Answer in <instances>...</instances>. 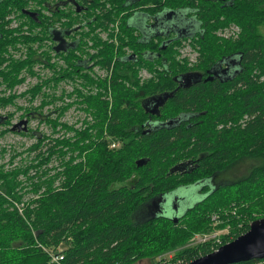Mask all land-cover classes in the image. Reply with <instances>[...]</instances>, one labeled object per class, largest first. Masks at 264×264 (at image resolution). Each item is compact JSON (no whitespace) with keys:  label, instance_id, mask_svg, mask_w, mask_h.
Segmentation results:
<instances>
[{"label":"trees","instance_id":"trees-1","mask_svg":"<svg viewBox=\"0 0 264 264\" xmlns=\"http://www.w3.org/2000/svg\"><path fill=\"white\" fill-rule=\"evenodd\" d=\"M111 2L101 9L95 0L76 7L63 0L54 7L48 0H0V110L15 98L2 96L3 89L23 83L21 72L38 77L35 67L43 63L32 46L19 54L21 45L47 39L66 66L57 69L51 54L43 52L44 66L55 68L54 76L29 91L35 98L51 82L71 79L79 84L73 91L77 109L86 114L77 129L47 116L53 135L25 150L34 153L31 164L15 165L18 152L9 164H0V264H58L52 254L63 256L59 264H133L169 253L188 264L214 252L213 242L188 245L194 236L229 228L223 246L264 219V36L259 30L264 0ZM169 12L189 33L167 42L158 32L145 36L129 24L136 13L148 20ZM11 16L24 24L11 27ZM116 23L119 45L99 40V29L114 38ZM232 25L241 30L237 39L217 36ZM35 27L41 30L35 33ZM187 40L198 50L194 66L178 60ZM97 67L103 76L95 74ZM142 69L152 77L143 80ZM218 70L226 77L214 78ZM196 74L199 82L179 86L180 79ZM165 95L156 112L155 99ZM68 96L65 91L53 96L52 103L63 101L55 113L73 106L64 102ZM7 151L1 149L0 157ZM245 159L262 164L243 179L208 184L205 197L178 223L157 213L140 215L151 200L216 180ZM181 165L184 170L171 174ZM239 264H264V259Z\"/></svg>","mask_w":264,"mask_h":264},{"label":"rangeland","instance_id":"rangeland-1","mask_svg":"<svg viewBox=\"0 0 264 264\" xmlns=\"http://www.w3.org/2000/svg\"><path fill=\"white\" fill-rule=\"evenodd\" d=\"M33 0H30V2H32ZM64 1V0H63ZM67 1V0H66ZM74 3H78V4H82L84 0H71ZM88 2L91 0H87ZM97 4H101V9H102V3H104L105 1L107 2L108 5H110L112 7V2L111 0H95ZM58 1L53 0L50 2V6L54 7L55 4ZM68 3H70V0L67 1ZM32 4V3H30ZM35 5L32 6H28V9L33 8ZM69 7H72L71 5H69ZM41 8V7H40ZM98 9H95V13L92 17V19H95L98 15ZM99 12H101V10L99 9ZM46 14H48L47 12H45ZM49 15V14H48ZM85 16V15H83ZM146 16L142 13H136L130 20H129V24L135 28H137L139 30V21L140 20H144ZM11 20V27H16L19 24L23 23L24 24V20H19L17 17L15 16H11L10 17ZM59 25V24H58ZM119 23L115 24V29H116V33L114 38H111L106 31H103L101 29H99V40H103L106 41L108 39H112L115 40L116 45L118 46L119 43L117 41L118 39V31L119 27H118ZM29 25L27 24L24 27V31L28 30ZM238 27V26H236ZM37 28V29H36ZM36 29V30H35ZM229 29L226 28L224 29L227 30ZM33 30H35V33H38L41 28L35 27ZM260 33L264 36V25L260 27ZM223 30L222 31H218L217 32V36L220 39L223 40H233V39H227L223 36ZM241 33V30H240ZM51 44V42L47 39H45L42 43L41 42H35L33 44L30 45H21V47L23 48V51L20 52L19 54H25V52L27 51L28 47L32 46L33 49L35 51H37L38 53V57L40 60L43 61V63L38 64L35 67V71L38 73V77H33L31 74H29L28 72H21L19 75V79H25L23 83H21L18 87H16L14 90H4L3 89V93L1 94L2 96H13L15 95V98L13 99L14 103L11 104L9 107L5 108V109H1L0 110V115L1 117H3V120H0V133L3 132L6 128L10 129V132L6 133V134H0V150L3 148L8 149V151L6 152V154L2 157H0V164H9L11 155L18 152L21 153L20 157L18 156L16 158V162L15 165L19 166V165H30L31 160L33 158L34 153L29 154L27 151L25 152V150H27L29 147L33 146L35 143H37L39 140L43 139L44 135H53V128L52 126L49 124L48 120H44L46 119V117L48 116V118L50 120H55L57 121L58 119V123H65L68 124L69 127H73L74 129L80 128L82 127L81 125V121L85 119V111L84 110H79L77 109L78 104L76 103V96H75V92L73 93V91L77 88H79V84L75 81H72L71 79L65 80V81H61L58 85H56V83L51 82V84L44 88L40 94L38 96H36L35 98H33L31 91H29V89H31L32 87H34L36 84H40L42 82V80H47L50 79L54 76V71L55 68L52 67H48V66H44V63H46L45 61V57L41 56V54L45 51H48L51 56V63L55 64V67L57 69L61 68V67H65L66 63L63 59L57 57L55 55V53L49 48V45ZM40 45H42V47H40ZM13 49V47H11L9 50L11 51ZM89 50H92V48H89ZM18 54V55H19ZM197 55V60L195 63H191L190 62V58L191 56H196ZM21 56V55H19ZM178 60L180 61H185L188 62V64L190 66H194L197 61H198V50H196V47L193 46L191 44V41L187 40L184 41L181 48H179V57ZM95 74L98 76H103V73L99 70V68H95L94 70ZM140 77L143 78V80H147L149 78L152 77V75L150 74V72L147 71V69H142L140 71ZM264 80V78H263ZM4 86V84L2 85ZM65 91L66 93L69 94V96L66 98V100L64 102L73 104V106L67 111L65 112L63 115H59V112L55 113V108L56 106L60 107L63 105V101H59V103L54 104L52 103V98L53 96H60L62 94V92ZM36 108V109H35ZM26 110H31V115L27 116L26 114L29 111ZM33 112H35V114H33ZM61 117V118H59ZM86 118H89V116H87ZM22 120H27L28 121V125H27V130L26 131H12V128L20 121ZM9 121V123H7ZM83 123V122H82ZM62 128V126H61ZM60 129V126L56 129V131H58ZM64 130V129H63ZM20 133H25V134H20ZM58 133H64L62 130L59 132H56L55 134ZM61 135V134H58ZM55 164V166H57L56 161L53 163ZM53 164L51 163V166H53ZM262 164L261 162H256L254 160L251 159H245L241 162H239L236 165H233L230 169L227 170V172L219 175V179H221V181H217L216 185L219 184V186H223V184H229L232 183L236 180L239 179H243L244 177H246L247 175H249V173L254 169V167L256 165ZM218 180V179H216ZM214 185V183H213ZM212 185V187H213ZM177 194L180 197H185L186 200L184 202H182L180 204L179 207V211L178 214L179 215H183L189 208L193 207L195 204H197L198 202L201 201V199H203L205 196L200 195L196 192V189H184L182 187L178 188L177 190H175L174 192L171 193V197L173 198V196ZM207 197V196H206ZM172 200H169L168 202V207L166 208V211L170 216L174 215L176 213V209L173 206L172 207ZM140 215L143 218H146L149 216V210H144L143 212L141 211ZM139 220V217H136V221ZM229 233V228L228 229H222V228H215L213 229V231L210 232H206L203 234H199L197 236H194L188 245L191 246H197L202 244L201 243V239L206 236L207 240L208 239H214L216 236L219 240L222 241V237L224 235H227ZM163 258V260H161ZM175 258V254L174 253H169L166 255H163L161 258L158 257H146L144 258V260H139L134 262L133 264H181V261L175 262L174 260Z\"/></svg>","mask_w":264,"mask_h":264},{"label":"water","instance_id":"water-1","mask_svg":"<svg viewBox=\"0 0 264 264\" xmlns=\"http://www.w3.org/2000/svg\"><path fill=\"white\" fill-rule=\"evenodd\" d=\"M24 13L31 18L37 17V14L34 12L24 11ZM173 15V12L167 13L169 19L173 18ZM159 20V17H156V21ZM174 22H176L174 23V25L180 26V29L182 30H186L182 25H180V21L177 18L174 19ZM161 31L166 32L165 29ZM62 47L63 45L61 44L57 47V50H61ZM185 78H190V76H187ZM182 81H184V79ZM167 99L168 95L155 99V109H158L159 106L161 104H164ZM152 113H155V110H153ZM23 125L25 126L23 127ZM26 125L27 121H21L20 123L16 124L12 128V130L26 131ZM144 164L145 160H140L138 162V166H143ZM182 170H184V165L174 168L171 171V174L177 173ZM177 221L178 218L175 219V222ZM256 259H264V219L253 222L250 225L249 230L245 234L239 236L237 239L231 241L230 243L221 246L217 251L211 252L210 254L200 257L188 264H239Z\"/></svg>","mask_w":264,"mask_h":264},{"label":"flooded vegetation","instance_id":"flooded-vegetation-1","mask_svg":"<svg viewBox=\"0 0 264 264\" xmlns=\"http://www.w3.org/2000/svg\"><path fill=\"white\" fill-rule=\"evenodd\" d=\"M146 18H144V20H140L139 21V30L141 32L144 33V35H148V33L150 32V34H152L153 32H158L160 35L166 37L167 39V42L170 41V38L173 36L175 39L176 38H180L184 35H186L187 32L186 30H182L180 29V26H176L174 25V20L173 18L169 19V17L167 16L166 13H163L159 16V21H156V18L153 17V18H149L148 20H145ZM142 21L144 22L142 24ZM166 30V32H163L161 30ZM220 70H218L217 72H213L214 73V78H217V77H226L227 73L224 74V73H221L219 74ZM213 78V79H214ZM201 79V75L200 74H196V75H192L190 76V78H185L184 81H182L183 79H180L179 80V86L180 87H190L191 85L193 84H196L197 82H199ZM154 107V106H152ZM150 109L152 110L153 108L150 107ZM155 109V107H154ZM159 109V108H158ZM158 109H155L156 111H158ZM154 115L156 113H153ZM218 180H210L209 182L207 183H202V184H198V185H195V186H192V187H182L184 189H196V192L201 194L203 193V189L208 186V184L210 183H217V181H221V179L217 178ZM202 195V194H201ZM169 200H172V207L174 206L175 209H176V213L172 216H170V220H174L176 218H179L180 215L178 214V211H179V207H180V204L182 202H184L186 200V198L183 196V197H180L179 195L175 194L173 196V198L171 197V194L169 193L168 195H164L162 196L158 201L153 199L149 202V215H155L156 213L158 215H165V216H168V213L166 211V208L168 207V202ZM178 223V222H177Z\"/></svg>","mask_w":264,"mask_h":264},{"label":"built area","instance_id":"built-area-1","mask_svg":"<svg viewBox=\"0 0 264 264\" xmlns=\"http://www.w3.org/2000/svg\"><path fill=\"white\" fill-rule=\"evenodd\" d=\"M51 1H53V0H48V2H51ZM56 1L59 2V0H56ZM64 1H66V0H64ZM67 1H69V0H67ZM58 2H57V3H58ZM69 4L75 6L76 3H74V2H72V1L70 0V3H69ZM75 7H76V6H75ZM16 27H17V26H16ZM223 31H224V30H223ZM239 34H240V28H239V27H236L235 25L230 26L229 29H227V30H225V31L223 32V36H224L225 38H227V39H233V40L237 39L238 36H239ZM189 60H190L191 63H195L196 60H197V55H196V56H191V58H190ZM65 100H66V99H65ZM22 121H24V120H22ZM25 121H27V120H25ZM20 122H21V121H20ZM20 122H18V123H20ZM18 123H17V124H18ZM27 125H28V121H27ZM27 125H26V126H27ZM24 126H25V125H23V127H24ZM12 131H13V130H12ZM113 147H114V145H113ZM208 242H213V245H214V247H213V251H217L218 248H220V246H222V243H221L222 241L219 240V239L217 238V236H216L214 239H208V240H207L206 236H204V237L201 239V243H208ZM51 257H52L53 262L58 263V264L61 263L62 260H63V256H60V255H58V254H52Z\"/></svg>","mask_w":264,"mask_h":264}]
</instances>
